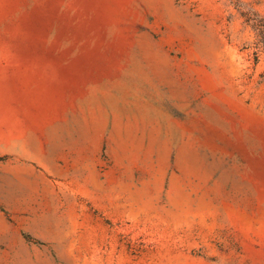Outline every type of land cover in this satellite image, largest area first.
<instances>
[{"label": "rangeland", "instance_id": "rangeland-1", "mask_svg": "<svg viewBox=\"0 0 264 264\" xmlns=\"http://www.w3.org/2000/svg\"><path fill=\"white\" fill-rule=\"evenodd\" d=\"M264 0H0V264H264Z\"/></svg>", "mask_w": 264, "mask_h": 264}, {"label": "trees", "instance_id": "trees-1", "mask_svg": "<svg viewBox=\"0 0 264 264\" xmlns=\"http://www.w3.org/2000/svg\"><path fill=\"white\" fill-rule=\"evenodd\" d=\"M246 21L255 28L258 33V36L261 38V42L264 44V19L259 17H250L248 13H243Z\"/></svg>", "mask_w": 264, "mask_h": 264}]
</instances>
